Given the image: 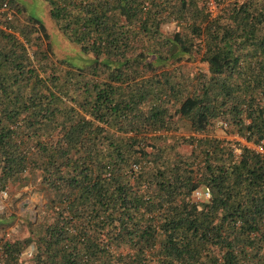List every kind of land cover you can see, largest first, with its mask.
Masks as SVG:
<instances>
[{"label":"trees","instance_id":"trees-1","mask_svg":"<svg viewBox=\"0 0 264 264\" xmlns=\"http://www.w3.org/2000/svg\"><path fill=\"white\" fill-rule=\"evenodd\" d=\"M42 1L74 54L0 0V191L37 172L52 222L0 236V264H264V152L211 135L264 151V0ZM176 117L200 137L159 146Z\"/></svg>","mask_w":264,"mask_h":264},{"label":"rangeland","instance_id":"rangeland-1","mask_svg":"<svg viewBox=\"0 0 264 264\" xmlns=\"http://www.w3.org/2000/svg\"><path fill=\"white\" fill-rule=\"evenodd\" d=\"M239 1L242 2L243 0ZM15 2L25 8L21 13H17V19L19 20L18 24L26 23L28 16L32 15L39 17L50 32V43L53 47L55 56H58L59 54L64 56L68 53L73 56L74 53L72 54L71 52L72 47L70 48L68 45H66V42L62 40L61 34L58 33L56 29H54L53 24H51L46 6L42 0H15ZM208 8L210 10L209 6ZM161 31L164 36L172 37L173 34L177 31L176 24H163L161 27ZM180 31L183 34L185 33L184 30ZM20 40L22 39L20 38ZM47 44V41L36 40L35 36L33 35L30 43L26 46L28 54L33 58V52H44L46 50ZM202 53L203 51H196V53H193L190 57H183L181 61H179L177 67L181 71H183L185 76L191 75L193 73L207 74L208 65L207 63L202 61ZM54 63H56L55 59H50V61L48 62L43 61V64ZM176 125V132H167L162 134L168 139L166 142L159 141V146L173 144L176 139L180 138L200 137L190 130L187 121L176 117ZM211 135H215V137L220 139H226L229 142H232L233 145L240 144L241 146H246L248 148H252L258 152H261V150L251 145L250 143H247L243 138L239 137L233 130L229 129V127L223 129V127L220 126L219 123L215 125L214 131ZM190 150L191 148L186 145L180 146L177 149V151H179V153L181 154H187ZM148 151L150 152L151 150L148 149ZM47 200V192H45L41 188L40 178L37 172L26 174L24 175L23 180L12 182L7 187V189H5V191L1 190L0 220L3 223L0 224V236L4 237L7 240H16L29 237L31 229H35L37 233H40V231H42L46 225L52 222L51 217L46 215V212L44 210ZM30 225H32V227ZM31 250L32 248H30L28 253L25 254V258L29 257V253L31 252ZM118 251H125V248H120Z\"/></svg>","mask_w":264,"mask_h":264},{"label":"built area","instance_id":"built-area-1","mask_svg":"<svg viewBox=\"0 0 264 264\" xmlns=\"http://www.w3.org/2000/svg\"><path fill=\"white\" fill-rule=\"evenodd\" d=\"M208 6L210 7V11H213V10L215 11V6H214L213 2H210ZM1 14H4V16H6L8 20H10L12 18V16L14 15V12H13V10H11L9 8L8 4L5 2L0 7V15ZM220 125L226 126L225 124H220ZM256 148L261 150V153L264 152L262 150V148H260V147H256ZM193 198L196 201L207 200L209 198V193L205 189L199 190V191L194 192Z\"/></svg>","mask_w":264,"mask_h":264}]
</instances>
